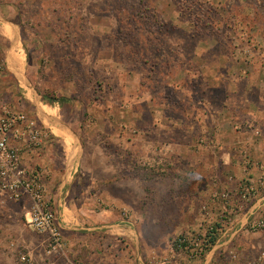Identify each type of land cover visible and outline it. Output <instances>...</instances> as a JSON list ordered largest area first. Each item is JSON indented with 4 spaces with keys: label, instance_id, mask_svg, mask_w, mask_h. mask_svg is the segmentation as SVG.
<instances>
[{
    "label": "rangeland",
    "instance_id": "obj_1",
    "mask_svg": "<svg viewBox=\"0 0 264 264\" xmlns=\"http://www.w3.org/2000/svg\"><path fill=\"white\" fill-rule=\"evenodd\" d=\"M0 66V115L6 106L38 123L31 169L57 181L46 188L65 248L46 255L22 205L4 198L0 264H22L18 252L35 264H104L103 254L83 262L68 242L85 241L100 221L128 231L108 248L116 264H200L204 254L192 258L173 242H200L217 221L216 196L250 182L256 194L238 206L260 209L264 0H0ZM223 125L241 135L219 139ZM227 158L239 171L222 168ZM205 160L208 200L196 203L195 229L175 231L176 198L205 181ZM222 175L233 188L219 184Z\"/></svg>",
    "mask_w": 264,
    "mask_h": 264
},
{
    "label": "built area",
    "instance_id": "obj_2",
    "mask_svg": "<svg viewBox=\"0 0 264 264\" xmlns=\"http://www.w3.org/2000/svg\"><path fill=\"white\" fill-rule=\"evenodd\" d=\"M40 136L39 126L34 118L29 117L23 111L2 107L0 115V201L6 198L24 207V222L31 231L44 237L46 255H64L63 237L46 188L47 172L42 168L28 170L20 162L23 152L40 146ZM261 168L264 170V165H261ZM255 194L256 188L250 182L237 185L234 195L227 192L220 193L215 197L222 204L216 223L208 224L206 233L200 242L192 241L183 235L177 237L173 242L175 250L182 252L188 249L192 258L203 255L204 243L210 237L217 235L221 228H230L234 225V219L240 211L238 204L249 203ZM206 208L207 206L203 205V211L207 212ZM244 229L248 234L264 235V212L250 214L246 219ZM228 257L223 264H264V250L253 259L243 263L239 261L234 251L228 252ZM18 259L22 264H35L28 255L22 252H18ZM47 264L54 263L48 262Z\"/></svg>",
    "mask_w": 264,
    "mask_h": 264
},
{
    "label": "crops",
    "instance_id": "obj_3",
    "mask_svg": "<svg viewBox=\"0 0 264 264\" xmlns=\"http://www.w3.org/2000/svg\"><path fill=\"white\" fill-rule=\"evenodd\" d=\"M46 112L49 111V108H45ZM51 111V110H50ZM226 114V113H225ZM217 115L219 118H221V123L224 124V122L228 123L230 122L228 119V115ZM218 119V118H217ZM219 120V119H218ZM225 120V121H224ZM223 121V122H222ZM260 125L263 126L264 119L261 117V119L258 120ZM243 122V120H242ZM248 122V121H245ZM224 126V125H223ZM226 126V125H225ZM222 127L220 130L215 131V136L219 139L225 138L227 136H231V138H236L237 136L241 135V131L239 129H236V127L233 126H227ZM264 128V126H263ZM37 150H31L23 152L21 155V165L26 169H31L38 163L37 158ZM260 153L264 154V142L260 145ZM225 155L229 156L230 151L224 149L222 153V160H224ZM202 166H207V177L205 181L201 182L198 186L193 187V195H189L188 198L183 200L178 196L176 199L181 201V204L177 209L175 208V211L178 212V216L182 218V221L180 223V226L175 224V231L181 230V228H190L195 229L196 223L194 220H196L199 217V214H197V206L196 203L198 200L204 199L205 202H207L208 197L204 195L205 190L208 191V188L210 187V178L212 173L209 172V165L210 162L208 160L202 161ZM199 163L195 162L194 167H198ZM222 168L227 169L228 171H239V163L234 162L233 159L227 158L226 161L222 162ZM198 172V170H195ZM237 171V172H238ZM198 174L192 175L191 179L194 177L196 180ZM219 184L220 185H226L229 188H233L234 182L228 181L224 176H219ZM48 184V188L51 191L52 188L56 186L57 181H55V177L52 175L48 181H46ZM211 189V188H210ZM57 190L59 194L60 186H57ZM186 200V201H185ZM264 198L262 199V201ZM261 202V206L259 205L258 208L261 210L264 209V201ZM59 199L57 201V205L59 206ZM26 205V204H24ZM257 205V204H256ZM256 209L255 206L248 207L247 205L243 206L241 210L239 211L238 215L234 219V225H232L230 228H221L217 233V238L214 246L204 253V258L200 261V264H223L229 257L228 252L234 251L237 253L239 261L241 263L251 260L254 257L258 255L259 252H261L264 249V235L254 234L249 235L246 230L244 229V224L246 222V219L250 214ZM256 209V211L261 210ZM22 213H25V209L22 206ZM183 219H186L185 221ZM194 219V220H193ZM99 227L96 228L97 231L94 233L86 234L83 238H85V241L78 242V239L80 238L78 234H71L68 237V242L70 246L72 247V252L75 254H78L79 259L83 262H98V258L96 255H102L101 258L106 260L104 264H116L115 261L111 260V257L108 252V248L112 246V241L116 239L117 234L127 233L128 231L126 228L122 227L120 224L111 223L108 225H102L103 222L100 221ZM106 222V220H104ZM119 226V227H118ZM110 250V249H109ZM98 252V254H96ZM180 252V251H179ZM96 257V258H95Z\"/></svg>",
    "mask_w": 264,
    "mask_h": 264
},
{
    "label": "trees",
    "instance_id": "obj_4",
    "mask_svg": "<svg viewBox=\"0 0 264 264\" xmlns=\"http://www.w3.org/2000/svg\"><path fill=\"white\" fill-rule=\"evenodd\" d=\"M216 238H217V235H214L212 237H210L205 243H204V251H208L210 250L215 242H216ZM204 254V253H203Z\"/></svg>",
    "mask_w": 264,
    "mask_h": 264
},
{
    "label": "bare ground",
    "instance_id": "obj_5",
    "mask_svg": "<svg viewBox=\"0 0 264 264\" xmlns=\"http://www.w3.org/2000/svg\"><path fill=\"white\" fill-rule=\"evenodd\" d=\"M6 32V31H5ZM48 113H51V111H50V109H49V111H48ZM52 116V115H51ZM52 120H53V118H52ZM56 122V121H55ZM66 145V144H65Z\"/></svg>",
    "mask_w": 264,
    "mask_h": 264
},
{
    "label": "water",
    "instance_id": "obj_6",
    "mask_svg": "<svg viewBox=\"0 0 264 264\" xmlns=\"http://www.w3.org/2000/svg\"><path fill=\"white\" fill-rule=\"evenodd\" d=\"M252 213H253V212H252ZM252 213H251V214H252Z\"/></svg>",
    "mask_w": 264,
    "mask_h": 264
}]
</instances>
